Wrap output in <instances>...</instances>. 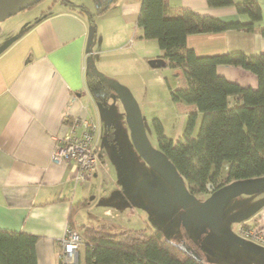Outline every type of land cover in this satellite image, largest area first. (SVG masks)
<instances>
[{
	"label": "crops",
	"instance_id": "obj_1",
	"mask_svg": "<svg viewBox=\"0 0 264 264\" xmlns=\"http://www.w3.org/2000/svg\"><path fill=\"white\" fill-rule=\"evenodd\" d=\"M61 1L54 0L47 11L35 16H23L22 10L0 24V229L36 236V264H59L60 240L68 227L97 223L116 227L98 219V214H89L87 220L73 218L74 206L86 200L79 195L84 193V182L75 184L69 165L52 161L55 139L67 132L68 122L83 118L94 123L100 100L89 88L87 75L98 70L114 78L121 70L115 62L127 56L132 74L143 73L151 68L149 60L161 56L155 41L139 38L136 19L141 0H113L104 13L94 17L88 12L95 14L106 0H68L86 7L85 13ZM168 1L224 21L248 20L232 5ZM257 2L261 9L257 25L264 27V0ZM186 46L197 56L232 51L264 55V35L257 30L193 34L186 38ZM135 60L139 70L133 66ZM217 73L241 87L257 86L256 77L239 66L219 65ZM179 77L178 84L184 87ZM98 169L91 178L97 177ZM244 223L264 224V208ZM81 249L76 264H84Z\"/></svg>",
	"mask_w": 264,
	"mask_h": 264
},
{
	"label": "trees",
	"instance_id": "obj_2",
	"mask_svg": "<svg viewBox=\"0 0 264 264\" xmlns=\"http://www.w3.org/2000/svg\"><path fill=\"white\" fill-rule=\"evenodd\" d=\"M61 2L80 13L88 11L83 5H74L68 0ZM112 2L106 0L102 8L95 14L88 12L89 15H101ZM206 2L210 7L232 5L248 20L224 21L203 16L174 7L168 0H141L136 19L139 38L155 41L165 67L176 70L184 79V87L168 86L171 99L194 107L176 140L164 135L157 119L153 123L158 150L173 165L186 190L199 201L232 182L264 176V55L232 51L197 56L186 46V38L193 34L257 30L264 35V27L257 25L261 9L257 0ZM219 65L239 66L251 72L257 79L256 88L228 81L217 73ZM87 83L105 103L108 87L94 73L87 75ZM198 117L200 121L194 134ZM112 129L110 125L109 130ZM86 203V200L80 201L73 210ZM250 226L258 224L241 223L239 229ZM77 233L79 247L84 251V264H204L187 252L185 246L167 239L161 229L148 233L97 223L81 225ZM36 241L34 235L0 229V264H36ZM58 262L65 264L60 257Z\"/></svg>",
	"mask_w": 264,
	"mask_h": 264
},
{
	"label": "rangeland",
	"instance_id": "obj_3",
	"mask_svg": "<svg viewBox=\"0 0 264 264\" xmlns=\"http://www.w3.org/2000/svg\"><path fill=\"white\" fill-rule=\"evenodd\" d=\"M53 1L43 0L20 14L35 16L40 10L47 11ZM93 24L97 27L96 23ZM88 59L90 61V55ZM123 59L114 61L117 70L121 68L114 78L95 71L114 79L129 90L142 118L145 134L153 147H156L154 119L160 122L166 137L178 139L184 129L187 114L191 111L170 97L168 86L183 87L178 84L181 82L180 73L175 72L173 75L175 70L162 67L132 74L133 68ZM136 62H133V66L138 69ZM108 91L105 103L99 101V110L93 119L98 129V175L83 183L84 193L79 195H84L89 203L78 208L73 218L77 221L78 218L87 220L89 214H98V219L113 222L116 227L125 230H145L149 233L161 229L167 239L190 248L204 264H264V247L248 240L245 242L259 252L239 246L183 212L174 201L171 188L134 149L123 105L112 90L108 88ZM199 121L198 117L194 134ZM110 125L113 126L112 130H109ZM263 208L264 191L242 193L228 199L222 210L213 216V222L219 228L239 236L241 223L248 221L250 216ZM105 211L108 217L104 216ZM73 230L79 232V226ZM81 253L84 255V251Z\"/></svg>",
	"mask_w": 264,
	"mask_h": 264
},
{
	"label": "water",
	"instance_id": "obj_4",
	"mask_svg": "<svg viewBox=\"0 0 264 264\" xmlns=\"http://www.w3.org/2000/svg\"><path fill=\"white\" fill-rule=\"evenodd\" d=\"M41 0H0V22L15 15L17 12L25 10ZM151 68L165 67V63L160 59L149 60ZM93 73L112 90L121 101L125 119L129 129L132 145L143 161L154 170L164 182L171 188L174 201L183 212L207 225L212 231L224 235L231 242L244 246L247 249L259 252L253 245L246 243L241 237L219 228L213 222V216L225 205V202L239 194H254L264 191V176L252 180H242L232 182L212 193L204 201L197 200L191 195L183 185L182 179L176 172L173 165L159 150L155 149L149 142L143 121L138 111L135 100L129 90L112 78H108L100 73ZM193 257L200 259L190 248H184ZM262 254V253H261ZM76 264V261L75 263Z\"/></svg>",
	"mask_w": 264,
	"mask_h": 264
},
{
	"label": "built area",
	"instance_id": "obj_5",
	"mask_svg": "<svg viewBox=\"0 0 264 264\" xmlns=\"http://www.w3.org/2000/svg\"><path fill=\"white\" fill-rule=\"evenodd\" d=\"M96 124L88 119L74 118L67 123V132L55 139L52 161L69 165L70 178L81 185L89 180L97 168ZM239 237L264 247V224L239 230ZM80 246V236L71 228H66L60 240V258L67 264H74Z\"/></svg>",
	"mask_w": 264,
	"mask_h": 264
},
{
	"label": "flooded vegetation",
	"instance_id": "obj_6",
	"mask_svg": "<svg viewBox=\"0 0 264 264\" xmlns=\"http://www.w3.org/2000/svg\"><path fill=\"white\" fill-rule=\"evenodd\" d=\"M42 1H43V0H41V1H39V2H37V3H36V5H37V4H39V3H40V2H42ZM34 5H35V4H34ZM154 148L158 150L157 146H156V147H154Z\"/></svg>",
	"mask_w": 264,
	"mask_h": 264
}]
</instances>
